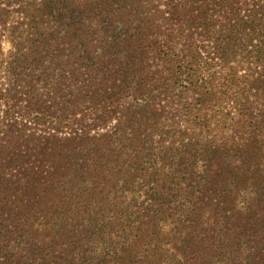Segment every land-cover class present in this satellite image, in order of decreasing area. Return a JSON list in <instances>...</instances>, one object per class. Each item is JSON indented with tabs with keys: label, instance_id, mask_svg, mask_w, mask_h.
<instances>
[{
	"label": "trees",
	"instance_id": "obj_1",
	"mask_svg": "<svg viewBox=\"0 0 264 264\" xmlns=\"http://www.w3.org/2000/svg\"><path fill=\"white\" fill-rule=\"evenodd\" d=\"M0 264H264V0H0Z\"/></svg>",
	"mask_w": 264,
	"mask_h": 264
}]
</instances>
